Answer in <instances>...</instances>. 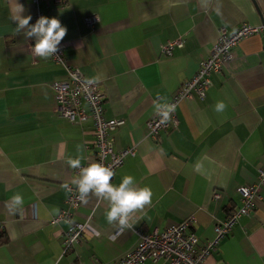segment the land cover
<instances>
[{
	"label": "crops",
	"instance_id": "0c3cea01",
	"mask_svg": "<svg viewBox=\"0 0 264 264\" xmlns=\"http://www.w3.org/2000/svg\"><path fill=\"white\" fill-rule=\"evenodd\" d=\"M20 5L34 24L30 2L0 0V264H111L134 248L136 230L161 231L190 215L197 245L212 238L214 224L240 205L236 188L256 182L264 169V31L237 43L231 61L209 75L203 98L194 94L178 103L175 127L152 139L146 121L155 114L158 97L169 101L192 77L220 29L260 22L264 0L39 1L41 16L66 26V63L95 81L104 94V117L123 119L110 138L114 149L134 152L112 183L132 175L137 186L153 192L151 205L131 216L133 229L117 234L118 226L105 219L106 201L90 195L75 209L66 203L62 185L77 192L72 181L78 176L67 158L77 155L79 144L82 164L94 160L92 122L58 115L52 84L64 70L51 58L34 56V39L15 32ZM89 14L98 16L92 26L84 20ZM178 36L182 46L161 54L160 46ZM218 101L227 105L222 113L214 110ZM17 192L24 204L13 213L10 197ZM259 193L257 205L202 264H264V185ZM62 211L86 225L66 253L68 222H51Z\"/></svg>",
	"mask_w": 264,
	"mask_h": 264
},
{
	"label": "built area",
	"instance_id": "2783aa9c",
	"mask_svg": "<svg viewBox=\"0 0 264 264\" xmlns=\"http://www.w3.org/2000/svg\"><path fill=\"white\" fill-rule=\"evenodd\" d=\"M27 1L34 8V21L36 22L41 16V11L38 8L40 0ZM84 20L87 25L92 26L98 21V16L89 14L85 16ZM262 31H264V13H262L258 24L243 22L230 31L220 29L217 40L209 54L198 63L196 72L176 90L168 102L177 106L182 99L191 98L194 94L203 98L206 89L211 85L209 75L212 72L220 71L231 61L233 49L237 43L247 36ZM183 40L182 36L167 40L160 46L161 54L171 55L175 47L182 46ZM59 49L55 57H51V60L64 70L63 77L52 84L56 111L60 117L68 121L82 122L87 117L91 119L95 148L94 160L82 164V166L86 167L90 163L97 162L110 167L115 173L123 163L124 158L134 152L132 147L125 149H114L113 147L110 132L121 125L123 119H106L104 117V94L98 89L96 83H87L91 79L85 78L77 67L66 63L62 42ZM86 109L89 114H87ZM176 124V109L171 113V118L167 122H162V118L155 113L146 121L147 134L152 139H156L161 130L170 126L175 127ZM75 170L78 173L79 170ZM260 185H264V169L259 170L256 182L239 185L236 188L240 205L223 220L214 224L213 237L202 244L197 245L196 235L189 230L194 221V217L190 215L179 222L166 226L161 231L136 230L137 242L134 248L111 264H141L146 260L156 261L159 259H163L168 264H202L204 259L216 250L219 240L230 232L238 219L250 213L257 205L261 199ZM218 196L217 193L214 194V197ZM81 202L78 198V192L68 191L66 197L68 207L75 209ZM61 218L68 222V227L63 232L62 241V252L66 253L81 238L86 225L73 222L70 212L67 211H62L60 215L53 217L51 222L56 223ZM120 231L118 227L114 234Z\"/></svg>",
	"mask_w": 264,
	"mask_h": 264
},
{
	"label": "clouds",
	"instance_id": "9594fccd",
	"mask_svg": "<svg viewBox=\"0 0 264 264\" xmlns=\"http://www.w3.org/2000/svg\"><path fill=\"white\" fill-rule=\"evenodd\" d=\"M25 11L20 5L19 11L13 16L15 21V32L24 33L25 37L34 39L35 43L31 47L34 56L42 59L55 57L59 52V46L67 34L66 26L56 17L40 16L34 24H31V15L24 16ZM87 83H95L89 80ZM227 105L223 101H218L214 110L218 113L225 111ZM153 108L157 115L162 118V122H167L171 118V113L176 109V105L169 103L165 97H158L153 102ZM83 145L76 146L75 157L69 156L67 164L72 169H78V176L73 179L72 183L76 186L78 198L82 202H87L90 195L97 199L106 201L108 208L105 211V219L110 225H117L121 231L133 229L131 216L138 210H143L146 206L151 205L153 192L150 187L137 186L136 180L132 175H124L121 182L116 185L112 183L115 175L114 171L101 163L93 162L88 166H82ZM62 188L71 192L72 189L68 183H64ZM24 197L17 192L10 197L9 211L17 212L22 210ZM53 211H58L54 209Z\"/></svg>",
	"mask_w": 264,
	"mask_h": 264
}]
</instances>
